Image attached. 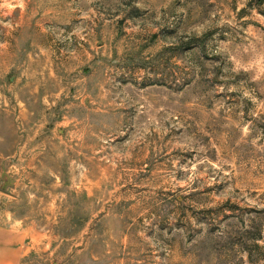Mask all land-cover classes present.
<instances>
[{
  "label": "rangeland",
  "instance_id": "1",
  "mask_svg": "<svg viewBox=\"0 0 264 264\" xmlns=\"http://www.w3.org/2000/svg\"><path fill=\"white\" fill-rule=\"evenodd\" d=\"M0 224L23 264H264V0H0Z\"/></svg>",
  "mask_w": 264,
  "mask_h": 264
},
{
  "label": "crops",
  "instance_id": "2",
  "mask_svg": "<svg viewBox=\"0 0 264 264\" xmlns=\"http://www.w3.org/2000/svg\"><path fill=\"white\" fill-rule=\"evenodd\" d=\"M32 244L22 226L0 224V264H23Z\"/></svg>",
  "mask_w": 264,
  "mask_h": 264
}]
</instances>
